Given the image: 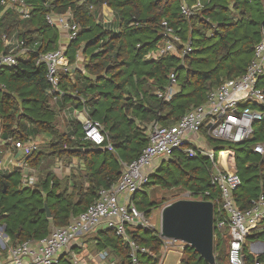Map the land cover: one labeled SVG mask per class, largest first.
<instances>
[{"label":"trees","instance_id":"1","mask_svg":"<svg viewBox=\"0 0 264 264\" xmlns=\"http://www.w3.org/2000/svg\"><path fill=\"white\" fill-rule=\"evenodd\" d=\"M22 1L31 9L28 19L20 20L12 8L0 16V54L7 51L3 35L25 50L17 55L16 67L0 68L1 138L25 142L30 136L48 135L50 139L25 160L38 173L33 187L21 186L18 167L0 173V226L8 247L45 239L53 228L67 226L86 211L101 188L109 189L118 182L120 161L128 164L141 154L147 145L146 127L154 122L163 127L176 124L222 82L242 76L264 33V4L258 0H199L200 10L190 17L181 13V7H190L195 0ZM103 5L113 13L107 23L101 20ZM49 13H71L79 30L66 54L71 64L79 50L84 57V73L75 70L60 75L61 95L48 94L45 69L35 64L40 54L58 48L59 32L45 21ZM163 22L178 36V49L190 44L191 52L184 58L157 55L166 39ZM153 51L157 52L155 58L150 55ZM171 76L176 89L165 99L172 87ZM262 80L264 76L258 81L259 88ZM52 97H56L55 103H51ZM83 108L89 120L108 133L112 151L95 150V145L84 140L77 120H58L65 109ZM57 120L63 131L58 130ZM208 143L216 154L227 151L229 161L234 158L237 163L234 172L241 184L233 196L238 208L247 210L251 200L264 196V154L254 153L251 146L264 144V117L254 123L252 137L242 143ZM245 158H249L248 164ZM71 159L82 161L84 170H71L61 179L50 170L56 160ZM211 171L206 158H188L182 151H174L151 174L145 188L178 189L188 193L190 200L211 202L215 262L229 264L227 229L216 226L221 196L211 184ZM155 207L151 201L144 215L148 218ZM127 233L146 250L137 253L138 264H159L164 245L159 230L135 228ZM97 240V250L110 249L118 264H131L128 247L111 230L99 232ZM249 240L264 241V220L247 236L242 249L244 264L264 262V253L255 256L250 252ZM181 245L177 264H207L190 246Z\"/></svg>","mask_w":264,"mask_h":264},{"label":"built area","instance_id":"2","mask_svg":"<svg viewBox=\"0 0 264 264\" xmlns=\"http://www.w3.org/2000/svg\"><path fill=\"white\" fill-rule=\"evenodd\" d=\"M195 1L190 7L182 5L181 13L186 17L197 13L201 3L199 0ZM258 1L264 4V0ZM0 6L3 7L0 16L9 8L14 10L20 20L28 19L31 14V9L22 0H0ZM108 11L111 17L106 16L103 23L109 22L113 17L112 11ZM45 21L50 27L63 31L68 43L76 40L79 27L73 21L71 13L64 15L49 13L46 14ZM162 27L166 39L158 50V56L174 54L182 59L191 52L190 44L183 45L181 50L177 48V44L181 45L180 40L166 22L162 23ZM2 41L7 51L0 54V68L16 67L17 55L23 54L25 50L6 35L2 36ZM35 64L42 65L45 69V78L49 85L48 94L61 95L60 75L70 74L72 71L65 51L56 49L40 54ZM263 76L264 33L255 45L253 58L242 76L222 82L207 94L203 104L191 108L176 124L163 127L154 122L149 127L147 147L137 159L128 164L121 163V175L115 185L109 189L101 188L86 211L73 218L67 226L53 228L45 239L25 241L8 247L5 255L6 264H64L61 262V256L70 244L78 237L97 229L111 230L128 247L131 264H138L137 253H145L146 250L130 239L127 230L154 227L145 219L144 213L136 207L134 196L142 192L148 184L157 166L156 163L164 157L170 158L172 153L178 150L188 158H206L212 165L211 184L218 188L221 196L218 202L219 220L216 226L219 230L225 227L227 229L229 264H244L242 249L246 238L257 230L261 221L264 220V196L260 195L251 200L247 210H240L233 196L241 184L240 178L229 168L220 167L217 157L218 154L222 155L223 151L216 154L214 149L206 147V142L222 140L242 143L252 137L254 123L261 121L264 117V110L259 109L264 106V90L258 87V81ZM173 84L174 78L171 76V86ZM171 94V87H169L164 96L165 99H169ZM52 100L56 101V97H52ZM75 120L81 125L85 141L96 147H103L106 143V147L110 148L106 135L97 122L86 118L81 120L79 113L75 114ZM198 140L201 143L197 142ZM12 143L16 149L27 148L28 153L36 150L31 141L26 144ZM252 150L256 154L263 155L264 144L256 143ZM16 165L22 172L21 186L33 187L36 183V170L29 167L25 161ZM188 197H190L189 194ZM159 236L164 240L159 262L161 264L168 248L174 247L177 241L163 238L160 231ZM8 242L0 226V249L6 247ZM71 258L73 262L76 261L73 253ZM0 264L5 262L0 261ZM253 264H264V262L255 260Z\"/></svg>","mask_w":264,"mask_h":264},{"label":"crops","instance_id":"3","mask_svg":"<svg viewBox=\"0 0 264 264\" xmlns=\"http://www.w3.org/2000/svg\"><path fill=\"white\" fill-rule=\"evenodd\" d=\"M107 9L108 8L105 5H103L101 7V20H102V22H104L103 20L105 19L106 16L111 17V13H108L109 12L108 10H110V9H108V10ZM57 30L59 32V42H58V48L57 49H63L66 53L67 47L69 45V43L66 40V34L59 29H57ZM156 53H157L156 51H153L150 55L155 58ZM21 57H23V56H20V58ZM24 58L25 57H23L22 59H24ZM67 58L69 59L68 55H67ZM83 61H84V57L82 56L81 51L79 50L76 54L75 62L73 64L70 63V66L72 69L70 74H72V72L75 70H79L80 72L84 73ZM173 85H172V87H173ZM172 87H171V91L173 93L176 88L173 90V88L175 86L173 88ZM55 102L56 101H53L51 99V103H55ZM77 113H79L81 115V120L84 119V117L82 115H85V118L89 119L87 116L86 110L83 108L82 110H72V111H70L69 109H65V110H63L62 113L58 114V120H60L61 122H66V121H69L72 119L75 120V114H77ZM58 120H57V128L59 131H63V127H62L61 123L58 122ZM152 124H150L146 127L147 144H148V131H149V127ZM101 128H102V126H101ZM102 130H103V128H102ZM103 132L107 138L108 133L105 132L104 130H103ZM49 139H50V137L48 135H42L40 137L38 136L37 138H32L30 136L27 141L21 142V143L26 144V142L31 141L37 150L38 148L40 149L41 147L46 146V143L49 141ZM107 141H108V138H107ZM197 142H200V140H198ZM108 143L110 144V148L106 147V146H104L102 148L104 150L112 151V146H111L110 141H108ZM146 147H147V145H146ZM26 150H27V148L16 149L11 141L1 138V133H0V173L11 171L13 168L17 167L16 164L23 163L26 160V158L32 154V153H28ZM227 160H228V158H227ZM226 165L229 166L227 161L224 164L222 163L220 165V167L226 168L227 167ZM120 166H121V161H120ZM76 169H78L80 171L84 170L83 162L79 161L77 159H71L68 162H64V163L60 160H58V161L56 160L55 163L50 167V170L59 179L63 178L64 176H68L70 174L71 170H76ZM229 169L231 170L230 166H229ZM121 171H122V166H121ZM37 178H38V173L36 171L35 182L37 181ZM133 229H135V228H133ZM133 229L131 228L129 230H133ZM101 231H105V230L97 229L92 233L78 237V239L75 242H72L70 244V246L63 252V254L61 256V262L64 264H118L119 262L115 256V254H113V252L110 249H106V250H97L96 249L95 244H96V242H98L97 234ZM88 236H90V238ZM90 247H91V249H90ZM181 247H182V245H181ZM249 249H250V245H249ZM255 251L260 252V254H263L264 253L263 245L256 244L255 250L254 251L250 250V252L254 253L255 255H258L255 253ZM72 253L76 257L75 262H73V260L71 258ZM178 256L180 257V253H178ZM5 258H6L5 255L4 256L0 255V261L5 262V264H6L7 258H6V261H5ZM178 260H179V258H178Z\"/></svg>","mask_w":264,"mask_h":264},{"label":"water","instance_id":"4","mask_svg":"<svg viewBox=\"0 0 264 264\" xmlns=\"http://www.w3.org/2000/svg\"><path fill=\"white\" fill-rule=\"evenodd\" d=\"M102 151V147L95 148ZM47 217L48 209L44 208ZM214 206L211 202L198 200H178L163 208L160 219L161 236L190 246L207 264H216L214 248ZM254 242L250 250H255ZM263 245L264 248V244ZM260 254V252H256ZM243 259V257H242Z\"/></svg>","mask_w":264,"mask_h":264},{"label":"rangeland","instance_id":"5","mask_svg":"<svg viewBox=\"0 0 264 264\" xmlns=\"http://www.w3.org/2000/svg\"><path fill=\"white\" fill-rule=\"evenodd\" d=\"M177 46H178V44H177ZM259 85H260V88L264 89V80H262ZM173 87H174V85H173ZM174 89H175V87L173 88V90ZM82 116L85 118V115H82ZM253 145H254V143L251 146H253ZM206 147L213 149L212 145H210L207 142H206ZM222 153H223L222 155L218 154L217 163L219 162V165H221L222 163L224 164L227 161L231 170L234 171L235 165H237L234 158H232L229 161L228 152L223 151ZM227 158H228V160H227ZM169 159L170 158H168V157H164L159 163H157V166H156L154 172L160 166V164L164 163L165 161H169ZM245 161L247 164L250 162L249 158H245ZM192 162L195 164L198 163L197 161H192ZM229 166H227L226 168H229ZM178 200H190V199H189L188 194L186 192H182L178 189L163 190V189L154 188V187L152 188V186L151 187L148 186L147 188H144L143 192H139L136 194V196L134 198V203H135L136 207L141 212L144 213L145 211L150 209L151 201L153 202V204L156 207L150 211L148 218L145 216V219L148 220L149 224H151L155 229L160 231V222H161L160 219H161V212H162L163 208L166 207L167 205L173 203V202L178 201ZM88 237L90 238V236H88ZM254 242H259L261 244H264L263 240H256V241H254V240L250 241L249 240L248 245H251ZM181 244H183V243L177 241L174 247H169L161 264H177L178 258H179L178 253H180ZM4 248L0 249L2 256L6 255V253H7L8 244ZM90 249H91V247H90ZM226 249H228L227 243H226L225 253H226ZM252 254H254V253H252Z\"/></svg>","mask_w":264,"mask_h":264}]
</instances>
